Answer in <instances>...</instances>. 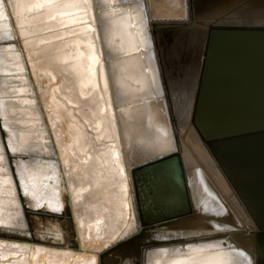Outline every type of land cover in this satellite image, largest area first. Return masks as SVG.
<instances>
[{
    "label": "bare ground",
    "instance_id": "6f19581e",
    "mask_svg": "<svg viewBox=\"0 0 264 264\" xmlns=\"http://www.w3.org/2000/svg\"><path fill=\"white\" fill-rule=\"evenodd\" d=\"M101 1L118 114L92 0L0 4V264H256L234 235L257 224L197 110L211 27L264 25V0H146L187 200L142 193L141 226L118 120L128 160L176 144L153 60L136 52L138 4Z\"/></svg>",
    "mask_w": 264,
    "mask_h": 264
},
{
    "label": "water",
    "instance_id": "95a60500",
    "mask_svg": "<svg viewBox=\"0 0 264 264\" xmlns=\"http://www.w3.org/2000/svg\"><path fill=\"white\" fill-rule=\"evenodd\" d=\"M117 1L121 6L137 3L142 12L137 20L134 12L129 16L135 47L138 48L136 52L143 56L148 52L153 60L159 85V92L154 94V98L165 106L169 129L176 144L171 150L156 153L136 149L133 159L130 157L128 160L125 128L118 120L128 168L132 210L136 224L141 226L148 222V217L144 215L146 206L142 193L154 200L157 192H164L168 196L170 190L178 187L187 200V191L150 24L151 14H157L149 12L146 0ZM92 2L103 61L118 114L120 101L114 87V67L111 66L115 52L110 50L106 40L109 20L105 10L108 3L101 0ZM142 37L146 38V44L139 41ZM202 83L197 110L199 126L258 227L257 230L238 233L234 238L256 254V264H264V25L211 27ZM157 204H160V200ZM76 244L71 243L72 246Z\"/></svg>",
    "mask_w": 264,
    "mask_h": 264
},
{
    "label": "snow or ice",
    "instance_id": "6c2138e0",
    "mask_svg": "<svg viewBox=\"0 0 264 264\" xmlns=\"http://www.w3.org/2000/svg\"><path fill=\"white\" fill-rule=\"evenodd\" d=\"M0 4H2V0H0ZM24 195H28L27 188H25ZM29 207H31V206H29Z\"/></svg>",
    "mask_w": 264,
    "mask_h": 264
}]
</instances>
